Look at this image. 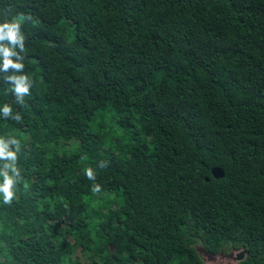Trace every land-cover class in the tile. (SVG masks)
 <instances>
[{
    "label": "trees",
    "instance_id": "obj_1",
    "mask_svg": "<svg viewBox=\"0 0 264 264\" xmlns=\"http://www.w3.org/2000/svg\"><path fill=\"white\" fill-rule=\"evenodd\" d=\"M5 20L33 85L19 104L0 73L21 117L0 111L21 173L0 264H203L198 242L264 264V0H0Z\"/></svg>",
    "mask_w": 264,
    "mask_h": 264
},
{
    "label": "clouds",
    "instance_id": "obj_2",
    "mask_svg": "<svg viewBox=\"0 0 264 264\" xmlns=\"http://www.w3.org/2000/svg\"><path fill=\"white\" fill-rule=\"evenodd\" d=\"M28 19H31L28 17ZM25 36L22 33L20 23L15 20H5L0 23V73H21L19 75H6L5 79L13 85V91L16 95L17 103H24V96L30 95V89L33 80L26 74H23L25 67L23 55L25 52ZM5 118L11 117L19 121L20 115L17 113L12 116V108L5 104L2 109ZM9 144L15 145V150L9 149ZM19 151L18 142L15 139L5 140L0 138V161H5L0 168V177L3 182L0 183V193L3 195L4 203H10L14 199V188L21 179V173L16 166L17 152ZM100 167H104L103 162ZM86 176L89 180H95L94 172L91 168L86 170ZM94 192L100 191V186H93Z\"/></svg>",
    "mask_w": 264,
    "mask_h": 264
},
{
    "label": "rangeland",
    "instance_id": "obj_3",
    "mask_svg": "<svg viewBox=\"0 0 264 264\" xmlns=\"http://www.w3.org/2000/svg\"><path fill=\"white\" fill-rule=\"evenodd\" d=\"M196 249L203 259V264H234L237 262L236 255L239 252V249L226 246L219 253L209 255L204 252L200 242L196 244Z\"/></svg>",
    "mask_w": 264,
    "mask_h": 264
},
{
    "label": "water",
    "instance_id": "obj_4",
    "mask_svg": "<svg viewBox=\"0 0 264 264\" xmlns=\"http://www.w3.org/2000/svg\"><path fill=\"white\" fill-rule=\"evenodd\" d=\"M211 172H212V174H213V176H214L215 178H219V177H223V176H224V172L222 171V169L217 168V167L212 168ZM205 180H208V179L205 178ZM209 255H211V254H209ZM244 256H245V252H244V250L239 249V252H238V254L236 255V260H237V261L242 260V259L244 258Z\"/></svg>",
    "mask_w": 264,
    "mask_h": 264
}]
</instances>
